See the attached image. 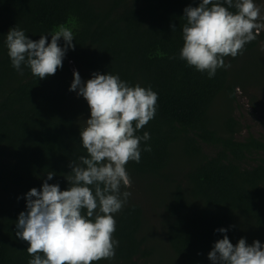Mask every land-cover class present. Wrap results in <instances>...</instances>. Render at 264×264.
Returning <instances> with one entry per match:
<instances>
[{"label":"trees","instance_id":"obj_1","mask_svg":"<svg viewBox=\"0 0 264 264\" xmlns=\"http://www.w3.org/2000/svg\"><path fill=\"white\" fill-rule=\"evenodd\" d=\"M199 2L0 0V264L31 259L27 242L16 236L18 215L26 211L25 193L39 190L48 171L54 176L47 182L66 189L70 162L87 155L79 133L90 111L87 101L69 90L72 63L82 76L118 74L158 94L155 117L137 133H150L141 149L147 144L151 151L142 150L139 163L126 165L131 187L121 191L141 190L152 207L161 209L163 237L174 260H164L160 246L156 251L157 245L150 244L143 233L150 225L147 211L131 195L115 214L119 243L114 259L94 264H212L207 254L224 235L233 245L242 237L248 244H264V137L236 138L239 122L231 116L216 120L213 109L219 98L229 106L236 85L243 86L252 67L235 64L261 49L264 30L243 54L225 57L229 68L209 78L179 59L183 10ZM254 2L264 14V0ZM60 24L72 30L75 48L67 51L55 75L38 79L27 66L22 65L23 74L12 67L4 44L11 28L50 41L49 33ZM171 163L183 167L170 169Z\"/></svg>","mask_w":264,"mask_h":264},{"label":"clouds","instance_id":"obj_2","mask_svg":"<svg viewBox=\"0 0 264 264\" xmlns=\"http://www.w3.org/2000/svg\"><path fill=\"white\" fill-rule=\"evenodd\" d=\"M183 12L186 22L179 59L209 78L218 69L229 68L225 57L243 54L246 44L264 29V14L254 0H200ZM49 34L50 41L45 35L33 40L24 30L11 28L4 44L12 67L23 74L22 65L27 66L38 79L55 75L67 51L75 48L74 34L64 24ZM69 90L89 106L90 116L79 133L87 155L70 162L66 189L48 183L54 176L48 171L39 190L33 187L25 193L26 211L18 215L16 236L28 244L27 264H94L114 259L119 243L114 238L115 214L131 196L121 191L131 187L126 165L139 163L142 150L151 151L147 144L141 149L150 133L137 134L155 117L158 94L151 87L130 85L109 72H93L82 80L74 69ZM207 256L212 264H264V244L259 240L248 244L242 237L233 245L224 235Z\"/></svg>","mask_w":264,"mask_h":264},{"label":"rangeland","instance_id":"obj_3","mask_svg":"<svg viewBox=\"0 0 264 264\" xmlns=\"http://www.w3.org/2000/svg\"><path fill=\"white\" fill-rule=\"evenodd\" d=\"M263 30L264 29L259 30V33L261 34ZM260 47L261 49L255 50L249 56H245L235 64V68H239L246 64V67H252V70L245 72L247 77L243 86L240 84L236 85L234 97L229 103V106H227L224 99L219 98L215 101L213 108L216 120L218 118L221 119L223 116H231L234 120L239 122L240 126L236 138L240 140L247 137L249 133L255 137H264V40L261 41ZM255 63L257 64L256 68L259 67V70L254 74ZM71 67L73 70L75 69L78 71L73 63ZM238 73L239 71H237V75ZM79 74L82 80H87L91 78L92 73L85 74L84 76H82L80 72ZM237 80L240 82L241 77H238ZM204 150L208 153H213L212 148L204 146ZM173 162L178 165V161L173 160ZM174 164L171 163L170 169L179 171L183 167V165L176 167ZM127 190H130L132 197L140 201L147 211V220L150 225L145 227L143 233L149 235L150 244L153 246L157 245L156 251L159 250L160 246L159 252L164 260L168 261L169 258L174 260V257L166 247V240L163 237L164 234L161 227L163 224V217L159 216V213L161 214V209L152 207L151 200L143 198L144 193L141 190ZM159 234L163 237L162 239L159 238ZM163 264L166 263L163 262Z\"/></svg>","mask_w":264,"mask_h":264}]
</instances>
